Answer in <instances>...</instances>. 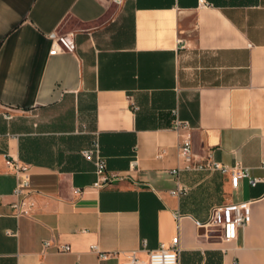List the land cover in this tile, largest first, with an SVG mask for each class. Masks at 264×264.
Masks as SVG:
<instances>
[{
  "label": "crops",
  "instance_id": "1",
  "mask_svg": "<svg viewBox=\"0 0 264 264\" xmlns=\"http://www.w3.org/2000/svg\"><path fill=\"white\" fill-rule=\"evenodd\" d=\"M54 32L75 50L51 54ZM96 138L104 184L81 153ZM10 161L32 216L13 214ZM243 201L236 240L199 226ZM177 234L180 264H264V0H0V264H122Z\"/></svg>",
  "mask_w": 264,
  "mask_h": 264
},
{
  "label": "built area",
  "instance_id": "2",
  "mask_svg": "<svg viewBox=\"0 0 264 264\" xmlns=\"http://www.w3.org/2000/svg\"><path fill=\"white\" fill-rule=\"evenodd\" d=\"M122 1V0H116ZM53 44L51 48V54L59 52H73L76 48L74 33H58L54 32L51 34ZM184 40L178 38V42L182 43ZM174 122L172 127L181 133L182 130L188 127V122L181 120L178 116L177 110L173 111ZM179 156L188 162L187 167L190 168V163L195 160L192 152L191 142L188 138L179 141L178 144ZM82 155L92 162L95 166L96 174L98 176L97 184H104L111 181L114 175H110L107 172V163L101 154V147L99 139L96 138L90 147L85 148L81 151ZM14 170L17 178V185L14 189V195L17 197L16 201L12 203L13 214L15 216H32L34 214L35 203L32 200L31 190V175L29 168L25 165L20 164L18 161L9 162ZM209 168L218 169L223 172L230 171L234 184H237L239 178L247 177L252 186H256L260 181L259 178L253 177L250 173V169L241 166L240 164L235 165L233 168L222 165L216 162H209L207 164ZM178 172L177 169L172 170L173 174ZM187 191V187L177 184L176 188L171 190L173 195H181ZM181 216V215H180ZM250 221V202L243 201L237 203H223L214 205L211 208L210 216L207 221L200 223L199 226L205 229H214L218 232V236L226 242L236 240L241 229L246 228ZM96 249V246L93 247ZM63 250H69V246H63ZM180 236L175 235L170 244L166 246L161 244L158 248L147 251L146 258H139L135 252L130 253L126 260L122 264H180ZM103 256H109L104 254Z\"/></svg>",
  "mask_w": 264,
  "mask_h": 264
},
{
  "label": "trees",
  "instance_id": "3",
  "mask_svg": "<svg viewBox=\"0 0 264 264\" xmlns=\"http://www.w3.org/2000/svg\"><path fill=\"white\" fill-rule=\"evenodd\" d=\"M101 147V146H100Z\"/></svg>",
  "mask_w": 264,
  "mask_h": 264
}]
</instances>
